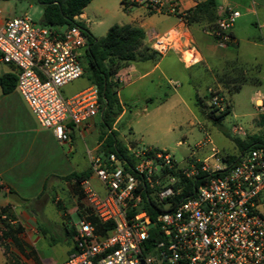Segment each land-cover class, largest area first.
I'll use <instances>...</instances> for the list:
<instances>
[{
  "label": "built area",
  "instance_id": "2783aa9c",
  "mask_svg": "<svg viewBox=\"0 0 264 264\" xmlns=\"http://www.w3.org/2000/svg\"><path fill=\"white\" fill-rule=\"evenodd\" d=\"M122 3L144 4L151 12L175 14L181 20L186 14L175 1ZM239 15L229 6H217L210 31L218 45L232 42L230 29ZM86 42L85 32L75 24L48 27L25 14L0 23V63L12 65L15 91L38 125L59 142L69 139L72 127L84 126L99 112L95 85L68 97L61 94L64 85L83 74L79 57ZM150 48L157 56L175 52L186 64L197 61L184 28L154 36ZM209 92L212 107L223 110L222 96ZM252 102L264 113V92H255ZM206 143V156L182 164L155 148L131 150L130 161L114 152L91 155L90 172L100 188L87 178L80 182L85 207L73 225L72 249L59 264H264V210L259 203L264 145L226 160L210 140ZM180 177L199 183L192 195L173 203L184 189L176 185ZM143 196L162 209L153 218L141 208ZM14 208L0 209L1 225L18 223Z\"/></svg>",
  "mask_w": 264,
  "mask_h": 264
},
{
  "label": "crops",
  "instance_id": "0c3cea01",
  "mask_svg": "<svg viewBox=\"0 0 264 264\" xmlns=\"http://www.w3.org/2000/svg\"><path fill=\"white\" fill-rule=\"evenodd\" d=\"M163 1H175L180 11L187 12L200 0ZM217 6H229L240 13L230 29L232 44L227 46L215 42L205 22L188 24L175 14L151 12L144 4L90 0L75 16L91 34L98 25L110 19H115L119 25L139 27L144 33L143 47L149 52L152 51L151 39L174 27L184 28L195 47L198 55L195 63L186 64L177 53L169 52L131 62L116 74L121 112L113 121L111 130L129 155L131 150L138 148H159L144 144L141 136L137 139L136 132L130 127V137L134 138L121 139V118L140 101H144L141 113L149 116L151 109L175 96L180 98L179 84L171 78L177 75L178 69L202 65L200 76L205 79L207 91L211 85L222 87L217 76L236 73L231 64L237 62L246 64L248 73L258 79L257 85L260 84L257 74L259 60L255 56L240 60L236 54L244 35L252 51L264 55V0H216V15ZM0 13V23L9 18L2 15L1 10ZM168 54L176 56L183 65H170L168 60L164 65L163 58ZM0 71L13 73L14 70L12 65L0 63ZM147 84L154 90H145ZM206 94L200 95L195 89L194 105L196 95L203 97ZM107 132L101 125L98 112L84 126L72 127L67 141L59 142L50 130L38 125L15 89L0 92V209L14 205L13 213L18 219L14 226L0 224V264H59L66 259L72 249L74 225L68 223L69 214L74 212L78 218L85 207L83 194L78 193L73 179L66 176L90 169V156L105 153L102 146L106 143ZM79 142L83 145L85 159V166L81 169ZM87 179L94 187L100 188L91 172ZM48 205L54 213L48 210Z\"/></svg>",
  "mask_w": 264,
  "mask_h": 264
},
{
  "label": "rangeland",
  "instance_id": "374dc122",
  "mask_svg": "<svg viewBox=\"0 0 264 264\" xmlns=\"http://www.w3.org/2000/svg\"><path fill=\"white\" fill-rule=\"evenodd\" d=\"M0 10L2 15L9 18L25 14L36 24L39 23L42 13L41 5L36 0H0ZM115 22V19H110L98 25L92 32L93 35L90 34L95 38H101L105 35L108 24ZM61 28H64V26ZM236 55L240 60L252 59L254 56L259 60L260 65H258L257 74L260 84L244 83L238 90L231 92L220 86L211 85L210 89L217 91L222 96L221 102L223 105L229 104V112L222 119L220 127L214 125L210 119L199 113L194 105L195 89L200 95L209 91L208 89L205 90V79L200 76L203 66L196 65L186 69L180 68L177 75L171 77L179 84L177 89L180 98L175 96L158 108L151 109L149 116H144L141 113L144 101L136 103L134 109L121 118L120 138H134L133 136L130 137L131 131L129 129L131 128L132 131L136 132L137 139L141 136L144 144H150L168 151L173 159L180 164L184 163L187 158L194 160L206 156L210 147V144L206 143L207 139L223 157L239 154L238 145L234 138L241 141H250L251 137H255L264 145L263 116L257 112L252 102L255 92L264 91V55L261 52L252 51L250 44L245 41L244 35L240 39ZM163 59L162 63L164 65L167 60L170 65H183L182 62L177 60L176 56L171 54ZM79 61L82 67L85 66L86 56L84 50H81ZM87 84L86 75L82 74L76 80L64 85L61 94L63 97L71 96ZM144 89L147 91L154 90L148 84L145 85ZM210 105V100H206V106ZM130 159L133 160L134 158L131 157ZM84 166V148L82 143L79 142V169L84 168ZM259 203L260 208L264 210V190L259 196ZM47 208L54 213L51 205H48ZM76 221L77 215L74 212L70 213L68 223H75Z\"/></svg>",
  "mask_w": 264,
  "mask_h": 264
},
{
  "label": "trees",
  "instance_id": "16d2710c",
  "mask_svg": "<svg viewBox=\"0 0 264 264\" xmlns=\"http://www.w3.org/2000/svg\"><path fill=\"white\" fill-rule=\"evenodd\" d=\"M90 0H36L41 5L42 13L39 23L44 26H70L77 25L84 32L87 38L84 54L86 63L83 66V74L86 75L88 84L95 85L98 92L99 118L106 134L104 152H114L117 157L130 161V155L127 149L115 137V132L111 126L115 118L121 112V106L117 97V88L119 83L113 79L118 71L125 65L147 58H153L156 54L149 52L147 47H143L144 33L142 29L130 24H112L101 38L93 37L81 22L75 19L82 8ZM123 2V0H121ZM216 0H200L191 10L187 11L184 19L188 24L195 22H205L209 30L215 26ZM232 37V36H231ZM229 44H232L231 42ZM228 44V45H229ZM231 66L236 70L233 75L223 73L217 76V81L228 92L238 90L244 83L258 84V79L252 77L249 73V67L246 64L233 62ZM15 75L12 72H0V92L7 93L14 89ZM216 93H218L216 91ZM219 94V93H218ZM212 93L200 97L195 96V106L198 112L205 115L216 126H221V121L229 112V104H225L224 109L217 111L215 107L206 106V100H210ZM205 109H207L205 111ZM263 120H264V114ZM238 145L239 153H243L252 147L262 145L257 138L251 137L250 141H241L234 138ZM237 156L227 155L226 160H235ZM90 174V169L74 172L66 176L67 179H73L78 193L82 194L80 182L86 179ZM199 180H186L182 177L176 185H183V192L172 198V202L179 201L192 195L193 189L197 186ZM141 208H144L153 218L157 212L161 211L155 202L149 197H142Z\"/></svg>",
  "mask_w": 264,
  "mask_h": 264
}]
</instances>
